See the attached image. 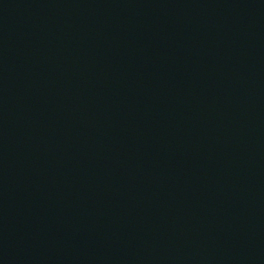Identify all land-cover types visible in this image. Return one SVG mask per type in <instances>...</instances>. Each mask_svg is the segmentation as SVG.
Here are the masks:
<instances>
[{"label": "water", "instance_id": "95a60500", "mask_svg": "<svg viewBox=\"0 0 264 264\" xmlns=\"http://www.w3.org/2000/svg\"><path fill=\"white\" fill-rule=\"evenodd\" d=\"M0 264H264V0H0Z\"/></svg>", "mask_w": 264, "mask_h": 264}]
</instances>
